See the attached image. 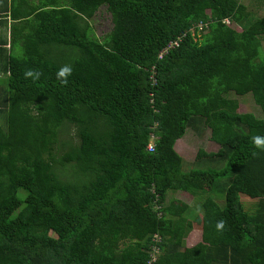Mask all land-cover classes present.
Here are the masks:
<instances>
[{"label": "trees", "instance_id": "1", "mask_svg": "<svg viewBox=\"0 0 264 264\" xmlns=\"http://www.w3.org/2000/svg\"><path fill=\"white\" fill-rule=\"evenodd\" d=\"M1 1L24 34L0 99V264H148L154 249L155 264H264V149L251 143L264 137V14L243 0ZM246 96L259 116L237 111ZM187 130L218 150L185 171ZM178 192L195 206L174 209Z\"/></svg>", "mask_w": 264, "mask_h": 264}, {"label": "rangeland", "instance_id": "2", "mask_svg": "<svg viewBox=\"0 0 264 264\" xmlns=\"http://www.w3.org/2000/svg\"><path fill=\"white\" fill-rule=\"evenodd\" d=\"M243 3L248 7V9L257 16H262L264 14V0H243ZM89 23L93 29V33L96 37L100 38L105 33H107L111 28L110 16L106 12L105 8L102 7L100 10L89 20ZM239 30V29H237ZM238 109L239 113H253L256 116H259V113L256 109L255 104L251 100L249 96L242 97L238 99ZM71 133L72 130L70 131ZM185 136L177 141L175 145V149L177 153L183 158L184 163L183 166L186 170L195 168L193 164V160L199 150H203L205 152H213L215 148L218 147L216 144L210 141H206L205 132L200 136H196L192 131L187 130ZM72 137V136H71ZM218 148L216 149V151ZM58 152H64V149L57 148ZM172 197L175 201L173 208L182 207L181 204H187L189 207H194L195 202L193 198L187 193L178 192L172 194ZM242 201L246 207L251 205V201L246 197L242 196ZM181 201V203L177 202ZM199 203L196 204V206ZM187 246H193L197 243L201 242V230L200 227L194 224L192 231L187 235L184 240Z\"/></svg>", "mask_w": 264, "mask_h": 264}, {"label": "crops", "instance_id": "3", "mask_svg": "<svg viewBox=\"0 0 264 264\" xmlns=\"http://www.w3.org/2000/svg\"><path fill=\"white\" fill-rule=\"evenodd\" d=\"M4 8L5 3L0 0V99H4L6 92L5 83L8 77L6 71H9L8 61L12 56L20 57L22 55L21 46L19 41L15 40V36L19 37L24 34V31H19V27H16L20 22L12 21L9 15L3 12ZM217 148H215V151Z\"/></svg>", "mask_w": 264, "mask_h": 264}, {"label": "clouds", "instance_id": "4", "mask_svg": "<svg viewBox=\"0 0 264 264\" xmlns=\"http://www.w3.org/2000/svg\"><path fill=\"white\" fill-rule=\"evenodd\" d=\"M72 66L70 64L62 65L56 72V79L62 84L67 85L68 84V78L72 75ZM42 73L34 70V69H27L23 73L24 79H31L33 81L39 80ZM251 143L255 146L257 149H264V137L262 136H253L251 138ZM255 155V153H253ZM225 222L223 220H220L216 224V230L221 231L224 228Z\"/></svg>", "mask_w": 264, "mask_h": 264}, {"label": "built area", "instance_id": "5", "mask_svg": "<svg viewBox=\"0 0 264 264\" xmlns=\"http://www.w3.org/2000/svg\"><path fill=\"white\" fill-rule=\"evenodd\" d=\"M180 41L181 40H176V41L169 42L168 45L159 54V58H161L163 55L168 53V51L176 49L179 46ZM154 140H155V137L152 135L151 139H150V141H149V143L147 145V150L148 151H153L154 150ZM153 252L154 253L152 254V257H151L150 261L148 262V264H155V262H156V258H157L156 254H157V252H156L155 249L153 250Z\"/></svg>", "mask_w": 264, "mask_h": 264}]
</instances>
